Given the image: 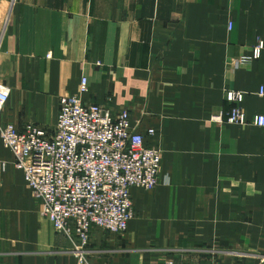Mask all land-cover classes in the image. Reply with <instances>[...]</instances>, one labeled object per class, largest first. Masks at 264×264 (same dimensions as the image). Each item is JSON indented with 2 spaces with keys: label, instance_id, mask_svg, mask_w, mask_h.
<instances>
[{
  "label": "crops",
  "instance_id": "obj_1",
  "mask_svg": "<svg viewBox=\"0 0 264 264\" xmlns=\"http://www.w3.org/2000/svg\"><path fill=\"white\" fill-rule=\"evenodd\" d=\"M258 36L264 0H0V123L51 131L85 76V102L127 109L162 150L126 230L93 227L80 256L0 138V264H264V128L224 120L227 89L264 114V51L236 62Z\"/></svg>",
  "mask_w": 264,
  "mask_h": 264
},
{
  "label": "built area",
  "instance_id": "obj_2",
  "mask_svg": "<svg viewBox=\"0 0 264 264\" xmlns=\"http://www.w3.org/2000/svg\"><path fill=\"white\" fill-rule=\"evenodd\" d=\"M262 51L264 38L258 36L249 54L236 62L251 63ZM87 91V78L82 76L76 94L59 98L51 131L32 122L22 129L0 123L2 143L39 202L41 215L74 244L73 252L80 256L93 227L110 233L126 230L134 216L131 190H151L158 184L162 157L159 143L147 140L155 135L152 128L146 133L139 124L132 125L127 109L113 113L106 105L85 102ZM9 94L10 88L0 83V114ZM258 94L264 96V86ZM243 96V91L225 90L224 99L230 104L225 122L264 128V114L247 116L241 106ZM211 120L223 119L218 114ZM1 167L5 169L4 162Z\"/></svg>",
  "mask_w": 264,
  "mask_h": 264
},
{
  "label": "rangeland",
  "instance_id": "obj_3",
  "mask_svg": "<svg viewBox=\"0 0 264 264\" xmlns=\"http://www.w3.org/2000/svg\"><path fill=\"white\" fill-rule=\"evenodd\" d=\"M72 245H74V244H72Z\"/></svg>",
  "mask_w": 264,
  "mask_h": 264
}]
</instances>
